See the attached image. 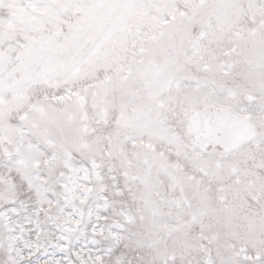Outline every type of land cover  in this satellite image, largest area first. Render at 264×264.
Segmentation results:
<instances>
[{
	"label": "snow or ice",
	"instance_id": "obj_1",
	"mask_svg": "<svg viewBox=\"0 0 264 264\" xmlns=\"http://www.w3.org/2000/svg\"><path fill=\"white\" fill-rule=\"evenodd\" d=\"M0 264H264V0H0Z\"/></svg>",
	"mask_w": 264,
	"mask_h": 264
}]
</instances>
